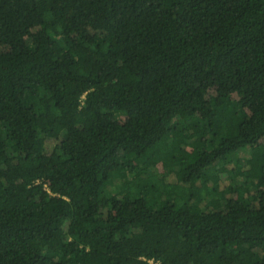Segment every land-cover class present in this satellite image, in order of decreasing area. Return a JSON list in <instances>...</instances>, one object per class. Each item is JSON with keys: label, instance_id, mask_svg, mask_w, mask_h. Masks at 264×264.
<instances>
[{"label": "trees", "instance_id": "trees-1", "mask_svg": "<svg viewBox=\"0 0 264 264\" xmlns=\"http://www.w3.org/2000/svg\"><path fill=\"white\" fill-rule=\"evenodd\" d=\"M149 260L264 264V0H0V264Z\"/></svg>", "mask_w": 264, "mask_h": 264}, {"label": "rangeland", "instance_id": "rangeland-1", "mask_svg": "<svg viewBox=\"0 0 264 264\" xmlns=\"http://www.w3.org/2000/svg\"><path fill=\"white\" fill-rule=\"evenodd\" d=\"M255 155H256V154H255ZM241 157L244 158V161L247 163V160H248L247 158H248V157H251V155H250L249 153H245V154L242 153V154H241ZM255 159H256V158H255L254 154H252V157H251L250 160H249V168H251V169H255V163H256V162H255ZM247 166H248V164H247ZM250 172H251L252 175H253V172H252V171H250ZM187 250H188V249L184 248V249L182 250V253H180V254H183V255L186 256V255H187Z\"/></svg>", "mask_w": 264, "mask_h": 264}, {"label": "built area", "instance_id": "built-area-1", "mask_svg": "<svg viewBox=\"0 0 264 264\" xmlns=\"http://www.w3.org/2000/svg\"><path fill=\"white\" fill-rule=\"evenodd\" d=\"M148 262L149 264H160V263L155 262L154 260H149Z\"/></svg>", "mask_w": 264, "mask_h": 264}]
</instances>
